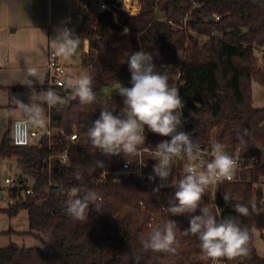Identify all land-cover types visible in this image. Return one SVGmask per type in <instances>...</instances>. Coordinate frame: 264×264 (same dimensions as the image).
Returning a JSON list of instances; mask_svg holds the SVG:
<instances>
[{"label": "trees", "instance_id": "obj_1", "mask_svg": "<svg viewBox=\"0 0 264 264\" xmlns=\"http://www.w3.org/2000/svg\"><path fill=\"white\" fill-rule=\"evenodd\" d=\"M104 1L110 9L95 11L90 0L82 1L81 20L73 31L81 40H88L82 65L93 79L96 101L81 104L70 89L47 81L44 90L51 88L68 101L57 107L42 103L49 111L53 139L14 145L12 122L0 144V181L2 159L16 156L18 181L35 187L31 194L15 190L11 194L14 200L2 208L10 216L26 209L29 229L9 228L0 234L51 233L43 246H0V264H135L133 258L137 256L141 258L139 264L210 263L211 259H202L198 237L184 234L190 226L189 215L171 216L165 211L176 189L168 186L154 192L158 185L143 183L134 176L115 178L111 171L132 156L105 157L87 136L103 107L117 116L123 112L124 98L107 95L103 88L116 83L132 86L127 59L141 48L152 53L157 70L166 72L169 84L179 88L182 112L197 140L203 144L217 141L230 154L239 148L243 157L257 156L258 161L243 167L236 180L220 182L214 195L210 185L201 207H209L217 219L235 216L248 230L249 255L231 260L224 257L228 264H264L254 244L255 230L264 236V215L251 209L253 203L257 208L264 204V162L259 150V146L264 147V106L254 105L252 89L253 81L264 87V69L256 55L264 48V0H140L138 13L122 9L120 0ZM157 10L163 14L161 18ZM214 14L220 19L215 20ZM126 27L128 34H124ZM243 129L251 133L245 137V144L239 141ZM75 130L79 139L68 149V162H63L57 154L66 149L68 136ZM170 139L151 132L143 146L156 147ZM51 154L55 155L50 158ZM97 159L105 161L109 172L105 176L101 169L93 170ZM77 168L83 172L82 182L74 179ZM72 187H87L102 198L98 209L89 205L87 221L66 214L65 193ZM224 194L230 197L227 202ZM213 198L217 206H212ZM237 203L249 206V214L236 213ZM199 214L197 209L193 215ZM169 219L177 224L176 253L145 250L141 239L147 238L148 226H160Z\"/></svg>", "mask_w": 264, "mask_h": 264}, {"label": "clouds", "instance_id": "obj_2", "mask_svg": "<svg viewBox=\"0 0 264 264\" xmlns=\"http://www.w3.org/2000/svg\"><path fill=\"white\" fill-rule=\"evenodd\" d=\"M124 29V34H128ZM81 45V38L76 36L68 27L57 29L56 36L51 39V55L60 57L65 61L70 60ZM127 64L131 73V87L121 86L117 94L124 98V110L120 115H114L106 106L101 109L100 117L96 119L87 130L90 144L99 150L105 157L123 155L124 157L137 156L141 146L144 145L145 126L152 133L163 137H171L170 140L160 142L152 153L156 163L153 165L152 173L147 176L150 182L157 178L161 183L153 189L158 192L165 186L176 189L170 206L165 211L171 216L182 214L189 215V228L184 234L191 233L200 241L202 259H211L213 262L226 257L231 260L238 256H248L247 247L249 233L247 228L241 227L235 216L224 219H217L216 214L207 207H201L202 197L210 185L217 181H232L238 167V162L225 150L224 146L216 143L212 148L213 158L206 165L198 163L200 158V145L189 133L178 131L182 127V115L184 103L179 95V88L169 84V76L166 72L158 71L153 63L152 53L141 48L132 52ZM38 69L36 66H29L23 71L21 84L32 88L33 79H37ZM39 80V79H37ZM42 84V82L39 80ZM63 83L70 89L73 98H78L81 104H91L96 101V93L93 91V79L83 72L79 76H63ZM17 106L24 113V120L17 121V129H25L29 125L43 127L46 119L42 110V103L49 107L63 106L68 103L66 98H61L55 91L48 88L38 94L33 91L30 103L25 104L13 98ZM39 101V102H37ZM248 129H243L239 136L242 144L247 143L245 137H250ZM184 161L183 175L177 181L171 179L173 165ZM141 166L145 163L139 162ZM127 167V164L125 165ZM101 169L107 172L105 161L97 159L93 170ZM74 179L82 182L83 172L77 168L74 172ZM61 191H65L63 188ZM66 214L74 220L87 221L89 205L96 209L100 207L102 198L99 194L87 187H72L65 193ZM223 199L227 202L230 197L224 194ZM199 209V215H193ZM252 211L258 214L264 209H258L256 204L251 205ZM234 210L240 215L249 214V206L237 203ZM150 232L146 239H141L145 250L156 252H168L175 254L177 248L175 221L169 219L160 226H148ZM51 233L42 237V240L49 242ZM135 264H139L140 257H134Z\"/></svg>", "mask_w": 264, "mask_h": 264}, {"label": "crops", "instance_id": "obj_3", "mask_svg": "<svg viewBox=\"0 0 264 264\" xmlns=\"http://www.w3.org/2000/svg\"><path fill=\"white\" fill-rule=\"evenodd\" d=\"M82 1L84 0H0V144L12 122L25 118L13 98L29 104L33 91L37 94L45 91L42 86L49 78L51 39L56 36L58 28L75 30L81 20ZM90 1L91 8L96 10L99 5L97 1L102 0ZM138 5L141 8L139 3ZM82 41L86 44L84 50H88V40ZM26 63L37 67V79L42 84L32 78V88L19 89L16 87L25 86L19 81ZM117 84L123 83L114 85ZM42 110L47 124L50 119L49 111L43 105ZM2 197L3 193L0 191V198Z\"/></svg>", "mask_w": 264, "mask_h": 264}, {"label": "built area", "instance_id": "obj_4", "mask_svg": "<svg viewBox=\"0 0 264 264\" xmlns=\"http://www.w3.org/2000/svg\"><path fill=\"white\" fill-rule=\"evenodd\" d=\"M107 8L110 9L111 8L110 5L107 2H105L104 0H102L101 3L98 5V8L95 11H100V10H104ZM214 18H215V20H218V19H220V16L218 14H214ZM206 19H209V17H207ZM185 29L188 30V28H185ZM51 52H52V49L50 48L49 49V62H48V67H49L48 82H49V84H51L53 86L62 87V86H64L63 76H65V75L68 76V71H67L66 65L60 61V57L52 56ZM259 52L261 54L259 56L260 65L264 69V48L259 50ZM67 95H69V94H67ZM24 119L25 118H19V119H16L13 121L11 135H12V142L14 145H17V146L35 145V144H38L45 137L48 138L49 141H51L53 139L52 137L54 135V131L51 127L48 126L50 119L48 120V123L46 125H44L43 127H33V126L29 125L25 129H17L15 127L16 122L24 120ZM182 122H183L182 127L180 128L181 131L189 133L192 136V138L197 143H199V145H200V158L198 160V163H200L201 165H206L213 158V156H212L213 146L219 142L213 140V141H210V142L205 143V144L201 143L199 140H197L195 138V130L189 128V126H188L189 125V119L186 116H184V114L182 115ZM150 133H151V131H149L147 129V126H145L146 139ZM79 136L80 135L76 130L74 132H72L71 134H69L66 149L63 150L61 153L57 154V156L59 157V159L61 161L68 162V149L73 143H75L79 139ZM146 139H145V141H146ZM154 148L155 147H148V146L141 147L140 152L137 156H132L131 158H128L125 161H123L121 167H119L116 170L111 171L112 174H114L115 178H117V179L122 178V177H127V176H134V177L140 179L143 183L159 185L161 183L159 178H157L155 182H150L147 179V176L150 173H152L153 165L156 163V161L154 160L153 155H152ZM224 148H226V151L228 152L227 147L224 146ZM228 154L231 155L238 162L237 171H236V174H235L233 180H236L238 177H240L241 170L243 167L250 166L254 162L258 161L257 156H248V157L241 156L239 153V148L236 150V152L234 154H230L229 152H228ZM54 155L51 154L50 158H52ZM139 162L145 163L146 166H141L139 164ZM126 164H127V167L125 166ZM183 166H184V161H179L173 165L172 177H170L169 180L166 182L167 184L171 183V179L177 180V181L180 179L181 175L184 174L183 173ZM107 173H109L108 170H107V172H103V176H105ZM223 181H228V180L217 181L211 185L213 195L215 193V190H216L218 184L220 182H223ZM3 184L7 185V189H8V193H9L11 202L14 200V198L12 197L11 194L15 190H20V191L24 190V192L26 194H31V193H33L34 188H35L34 185H32V184L31 185H24L18 181V177L13 178L11 176H5L4 179H1L0 190L3 187ZM165 187H168V186H165ZM212 206H217L216 202L214 201V198L212 201ZM220 219H221V217L218 218V220H220ZM209 264H228V261L226 258L223 257V258H220L219 260H217L215 262H213L211 260Z\"/></svg>", "mask_w": 264, "mask_h": 264}, {"label": "rangeland", "instance_id": "obj_5", "mask_svg": "<svg viewBox=\"0 0 264 264\" xmlns=\"http://www.w3.org/2000/svg\"><path fill=\"white\" fill-rule=\"evenodd\" d=\"M122 4V9L128 10L131 13H138V11L133 8V4L139 2L140 0H132L127 2L126 0H120ZM98 4L101 1H97ZM94 3V1H93ZM126 3V4H125ZM127 3L130 6H127ZM96 3V6L98 5ZM139 9H141L139 7ZM157 15L159 18L163 16V14L157 10ZM116 19L119 18V14L115 11ZM73 31V28H71ZM200 40H203L202 36H199ZM86 47V44L81 40V45L77 50V53L68 61L60 58V61L66 65L67 71L69 73L68 76H79L83 72H87V70L82 65V54ZM256 55L260 56V52L256 51ZM88 73V72H87ZM124 86L123 84H117L112 86H107L104 89V93L107 95L117 94V90L119 87ZM125 87V86H124ZM253 89V99L255 106H264V87L258 82H252ZM20 174V167L18 165L17 157L11 156L2 159L1 163V179H4L5 176H11L13 178H17ZM31 184V179L29 181ZM264 188V185H263ZM3 193V197L0 198V231L7 230L9 228H13L16 231H26L29 229V216L28 211L26 209L20 210L16 215L10 216L7 212L3 211L2 208L7 207L9 205L10 196L8 193L7 185L3 184L2 189L0 190ZM21 193L24 194V190H21ZM258 209H264V204H262ZM264 215V212L260 213ZM12 232L10 234H0V246H7L10 243H17L19 245H27V246H43L44 242L42 237L44 235H34L30 233L19 234L18 232ZM254 244L257 248L259 255L264 257V236L262 232L259 230L254 231Z\"/></svg>", "mask_w": 264, "mask_h": 264}, {"label": "water", "instance_id": "obj_6", "mask_svg": "<svg viewBox=\"0 0 264 264\" xmlns=\"http://www.w3.org/2000/svg\"><path fill=\"white\" fill-rule=\"evenodd\" d=\"M225 150H226V148H225ZM259 150L261 152L262 162H264V147L263 146H259Z\"/></svg>", "mask_w": 264, "mask_h": 264}, {"label": "bare ground", "instance_id": "obj_7", "mask_svg": "<svg viewBox=\"0 0 264 264\" xmlns=\"http://www.w3.org/2000/svg\"><path fill=\"white\" fill-rule=\"evenodd\" d=\"M126 1L129 2V1H132V0H126ZM127 6H130V4L127 3ZM138 7H139L138 3L133 4V8H135V9L137 8L138 9Z\"/></svg>", "mask_w": 264, "mask_h": 264}]
</instances>
